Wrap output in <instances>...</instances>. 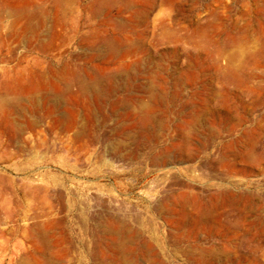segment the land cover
<instances>
[{
    "label": "rangeland",
    "instance_id": "1",
    "mask_svg": "<svg viewBox=\"0 0 264 264\" xmlns=\"http://www.w3.org/2000/svg\"><path fill=\"white\" fill-rule=\"evenodd\" d=\"M69 2L0 0V264H264V0Z\"/></svg>",
    "mask_w": 264,
    "mask_h": 264
},
{
    "label": "bare ground",
    "instance_id": "2",
    "mask_svg": "<svg viewBox=\"0 0 264 264\" xmlns=\"http://www.w3.org/2000/svg\"><path fill=\"white\" fill-rule=\"evenodd\" d=\"M54 3L57 5V7L58 8H65V9H67L69 6H70V2H69V0H54ZM27 16V20L26 21H29V23H33L34 22V20H36L37 19V15L36 14H30L29 16L28 15H26ZM23 18H25V17H23ZM15 21V20H14ZM18 23V22H17ZM28 23V24H29ZM27 24V25H28ZM23 30H26V28L25 29H23ZM5 89H9L10 90V86H6L5 87ZM17 89V88H16ZM141 93V92H140ZM14 102V101H13ZM154 113V112H153ZM90 122H92V120H90ZM8 126V125H7ZM54 126V125H53ZM60 130V129H59ZM104 139V138H103ZM106 139V138H105Z\"/></svg>",
    "mask_w": 264,
    "mask_h": 264
}]
</instances>
